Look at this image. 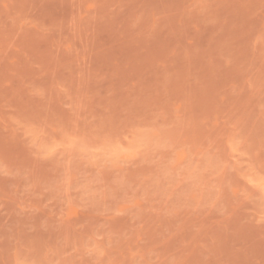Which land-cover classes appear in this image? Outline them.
<instances>
[{"label":"rangeland","instance_id":"1","mask_svg":"<svg viewBox=\"0 0 264 264\" xmlns=\"http://www.w3.org/2000/svg\"><path fill=\"white\" fill-rule=\"evenodd\" d=\"M0 264H264V0H0Z\"/></svg>","mask_w":264,"mask_h":264}]
</instances>
